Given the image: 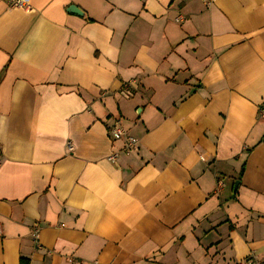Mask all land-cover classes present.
I'll list each match as a JSON object with an SVG mask.
<instances>
[{"label": "crops", "instance_id": "0c3cea01", "mask_svg": "<svg viewBox=\"0 0 264 264\" xmlns=\"http://www.w3.org/2000/svg\"><path fill=\"white\" fill-rule=\"evenodd\" d=\"M12 2L0 264L264 262V0Z\"/></svg>", "mask_w": 264, "mask_h": 264}, {"label": "built area", "instance_id": "2783aa9c", "mask_svg": "<svg viewBox=\"0 0 264 264\" xmlns=\"http://www.w3.org/2000/svg\"><path fill=\"white\" fill-rule=\"evenodd\" d=\"M201 1L204 2L207 6H210L214 2V0H201ZM12 4L14 7H18V8H25V9L29 8L28 0H13ZM134 84L135 81L126 82L123 85V90L126 91V93H128ZM259 116L261 118H264V108L259 110ZM108 132H110L113 140L122 142V146L119 150V153L128 155L134 152L138 147L139 141L136 138L126 133V131L120 126L118 119H115L112 123V126L108 127ZM71 147H72L71 144L68 143L67 149L71 150ZM117 155L118 153L110 154L109 157L107 158L108 161L115 162ZM235 264H264V262L250 255L244 259L237 260Z\"/></svg>", "mask_w": 264, "mask_h": 264}, {"label": "water", "instance_id": "95a60500", "mask_svg": "<svg viewBox=\"0 0 264 264\" xmlns=\"http://www.w3.org/2000/svg\"><path fill=\"white\" fill-rule=\"evenodd\" d=\"M66 11L68 13L75 14V15H78V16H82L83 15L82 12H81V10L77 6H74V5L69 6L66 9Z\"/></svg>", "mask_w": 264, "mask_h": 264}, {"label": "trees", "instance_id": "16d2710c", "mask_svg": "<svg viewBox=\"0 0 264 264\" xmlns=\"http://www.w3.org/2000/svg\"><path fill=\"white\" fill-rule=\"evenodd\" d=\"M18 264H29V261L27 259L21 258Z\"/></svg>", "mask_w": 264, "mask_h": 264}]
</instances>
